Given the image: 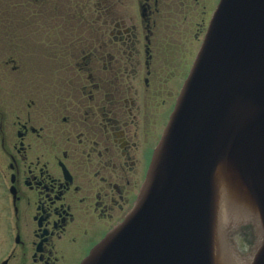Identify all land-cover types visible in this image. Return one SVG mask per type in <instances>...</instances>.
Returning a JSON list of instances; mask_svg holds the SVG:
<instances>
[{
	"label": "flooded vegetation",
	"instance_id": "flooded-vegetation-1",
	"mask_svg": "<svg viewBox=\"0 0 264 264\" xmlns=\"http://www.w3.org/2000/svg\"><path fill=\"white\" fill-rule=\"evenodd\" d=\"M218 0H0V264H81L135 207Z\"/></svg>",
	"mask_w": 264,
	"mask_h": 264
},
{
	"label": "water",
	"instance_id": "water-1",
	"mask_svg": "<svg viewBox=\"0 0 264 264\" xmlns=\"http://www.w3.org/2000/svg\"><path fill=\"white\" fill-rule=\"evenodd\" d=\"M82 264H264V0H220L136 207Z\"/></svg>",
	"mask_w": 264,
	"mask_h": 264
},
{
	"label": "rangeland",
	"instance_id": "rangeland-1",
	"mask_svg": "<svg viewBox=\"0 0 264 264\" xmlns=\"http://www.w3.org/2000/svg\"><path fill=\"white\" fill-rule=\"evenodd\" d=\"M214 1L216 2L217 0ZM227 237L229 238L230 244L233 246L235 252L242 255L248 254L249 251H252L258 240L256 227L252 220H249L240 226H237L236 224L232 225ZM245 242H248L247 249H245L247 247Z\"/></svg>",
	"mask_w": 264,
	"mask_h": 264
}]
</instances>
